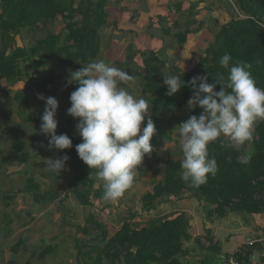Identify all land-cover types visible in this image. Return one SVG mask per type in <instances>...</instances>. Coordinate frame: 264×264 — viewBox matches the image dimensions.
I'll return each mask as SVG.
<instances>
[{"label": "trees", "instance_id": "1", "mask_svg": "<svg viewBox=\"0 0 264 264\" xmlns=\"http://www.w3.org/2000/svg\"><path fill=\"white\" fill-rule=\"evenodd\" d=\"M233 1V5L229 2L227 4L234 17L212 34L211 42L203 48V55L180 76L185 86L177 93L168 95L164 82L159 84L154 81L149 85L148 92L151 96L146 101L151 105L150 115L156 128L151 141L159 135L169 137L165 124L182 123L193 115H200L202 109L199 106L192 109L187 106V101L193 96L189 82L194 77L206 75L208 83H216L215 80H219L222 75V83L226 85L228 72L219 63L225 54L232 57L233 63L242 61L250 64L257 86L264 88V0ZM74 3L75 0H0V83L12 85L23 81L37 92L51 94L48 92L49 88L61 78L65 70L72 71L77 64L86 66L97 58L100 51L98 33L107 25L109 17L106 0H79L76 7ZM180 5L179 2L178 9L176 8L178 12ZM191 10L193 6L186 14L180 13L179 19L173 23L175 33L171 36L176 39L179 48L192 33L190 25L196 23L193 18L197 13ZM57 18L66 22L65 33H46L44 38L37 39L28 48L16 46L15 37L21 31L36 32L40 30V25L46 31V26L54 23ZM147 55L143 65L148 74L146 78H149V67L158 60L154 52ZM160 63L164 67L165 63ZM175 65L174 68L179 70L181 64ZM44 67L46 70L41 73ZM77 87L74 83V88ZM222 87L217 83L214 91H220ZM2 89L0 84V91ZM16 98L21 99L25 109L28 108L22 92ZM179 112L186 118L181 119ZM9 114L6 112L7 117ZM34 120L40 122V119ZM73 121V117H68L58 123L56 134H67L73 145L70 149L58 152L69 157L65 166L72 171V194L82 207H93L96 201L101 200L103 187L97 181L94 170L89 169L78 157L75 148L83 141L77 129H74ZM221 140L223 144L218 140L208 145L209 155L216 159L218 171L209 177L206 184L199 188L191 187L180 178L183 157L168 159L163 166L162 180L155 183L152 191L142 197L143 209L150 211L156 206L181 200L187 194L189 198L203 202L208 208L207 222H211L213 218L222 219L228 212L264 218V121L257 123L254 140L246 151L228 147L227 138ZM24 147L20 140L12 143V157L21 165L28 160ZM245 155H250L248 164L240 162ZM6 161L7 159H3L2 162ZM96 184L98 187L93 189ZM27 186L36 188L31 178L27 180ZM52 197L56 198L54 195ZM48 199L49 197L46 198ZM190 227V220L184 212H173L143 227L132 222V219L125 220L119 230L109 236L104 224L89 217L81 232L83 236L94 234L90 239L93 245L88 246L86 240H83L80 244L75 243V249L78 255H85L81 249H86L87 253L94 252L95 264H101L103 260L110 264H184L183 260L198 250L206 249L211 254L209 257L221 253V249H217L212 242L208 229L205 232L209 243L207 248L202 247L200 237L194 240L199 246L197 252L184 248V244L192 239ZM52 250L53 248L48 247L40 254L39 259H43ZM253 251L259 252V258L264 264L262 244L249 248L245 256H240L239 259L248 261ZM207 261L208 257H205L201 264H207Z\"/></svg>", "mask_w": 264, "mask_h": 264}, {"label": "rangeland", "instance_id": "2", "mask_svg": "<svg viewBox=\"0 0 264 264\" xmlns=\"http://www.w3.org/2000/svg\"><path fill=\"white\" fill-rule=\"evenodd\" d=\"M91 1L97 2L98 0ZM137 1L138 4L135 5ZM145 1L149 3L154 1L156 5L154 9H158L157 13L160 14L158 17L153 16L154 13L151 14L152 17L148 15L150 17L148 23L140 20L141 8L139 6L144 5V0H127L124 6L119 4L120 0H106V9H111V11H109L107 25L98 33L101 51L94 61L104 60L132 75L134 81L125 87L133 96L143 97L146 100L151 96L148 92L149 85L154 81L159 84L164 81L162 72H167V69L162 67L160 62H169L172 65V74L182 76L186 68L195 64L203 55V48L211 42L212 34L222 24L216 19L217 22L214 20L211 22L210 17L215 16L219 8H223L228 17L230 11L226 1L192 0L196 3L195 9L197 7V10L207 13H205V18L199 16L193 18L196 23L190 25L189 29L192 33L189 35L197 37L203 33L208 23L210 27H207L204 33V41L200 36L196 39L197 49L191 51L190 54L187 53L185 63L180 66L179 70H176L175 63L180 64L182 57L167 55L166 51H174L177 45L176 39L171 36L175 30L172 29L175 28L173 23L179 19L181 14L188 12L190 0H173L171 4L167 0ZM78 2L79 0H75L74 7ZM179 2L181 3L180 12L176 10ZM167 4L169 5L166 11ZM207 8L209 10H206ZM174 15H176L175 21H173ZM223 17L222 19L226 20L225 16ZM233 17L232 13L229 18ZM198 20H202V23L200 24ZM139 23L141 25L137 26ZM65 24V21L57 18L54 23L46 26V31L41 25L40 30L36 32L23 30L15 37L16 46L28 48L37 39L44 38L46 33H65L67 31ZM145 29L149 30L148 34L141 32ZM119 44L121 45L118 47ZM192 47L189 50H192ZM150 52L155 53L158 62L149 67L150 77L146 78L148 74L144 71L143 60ZM82 67L77 64L74 70H65L61 78L49 88L48 92L51 94L37 92L32 86H26L23 81L12 85L0 83L3 88L0 91V264H95L96 254L94 252L87 253L86 249H81L85 255H78L75 249V243L80 244L83 240H86L88 246L93 245L90 239L94 234L83 236L81 232L89 217H94L97 222L104 224L108 235L112 236L125 220L132 219V222L143 227L165 214L184 212L190 220V225L194 222L189 233L193 235L192 229L196 228L195 236L201 235L202 232V238H206L207 229L204 221L207 222L208 208L203 202L191 199L185 194L181 200L156 206L150 211H145L142 206V197L152 191L155 183L162 180L164 163L171 158L177 160L183 157L178 135L180 122L164 125L169 137L159 135L154 141H150L153 152L144 157L134 184L116 203L105 202L101 199L96 201L93 207H82L70 190L72 171L68 166H65V170L56 178L44 171V160L59 158L62 153L54 148L49 149L48 140L50 138L39 132L45 103L37 96L42 94L45 98L54 97L58 101L55 117L58 123L71 117L67 114V109L71 106L69 97L75 88L74 82L69 83L68 81L70 73ZM45 70V67L42 68L41 73ZM19 92H22L27 100V109L22 106L21 99L16 98ZM6 112L10 113L9 117L6 116ZM179 115L181 119L186 118L182 112H179ZM34 118L40 119V122H36ZM77 123L78 120L74 119V129ZM145 125L146 121L142 127ZM15 140H20L25 145L24 151L28 154L25 164L21 165L12 157V143ZM249 147L250 145H246L242 150L246 151ZM3 159L7 161L2 162ZM29 178L32 179L36 188L27 186ZM97 187L98 184L93 189ZM53 195L56 198H53ZM47 197H49L48 200H46ZM257 218L256 215L240 212H228L222 219L213 218L212 223L207 222L212 225V231L208 229L212 242L217 249H221V254L231 253L236 240L230 237H240L241 241L237 244H243L247 237L253 236L251 235L253 231L248 228L251 222L258 220ZM213 233H215L214 237ZM201 241L203 242L202 247L209 246L206 240ZM48 247L53 248L52 252L43 259H39L40 254ZM198 247V244L193 241L184 244V248L195 250V252ZM210 255L206 249L198 250L197 256H189L183 261L184 264H201L199 262L208 257L207 264H220L219 254H212L209 257ZM252 255H254L253 263L260 260L259 253L255 254L253 251ZM101 264L110 263L103 260Z\"/></svg>", "mask_w": 264, "mask_h": 264}, {"label": "clouds", "instance_id": "3", "mask_svg": "<svg viewBox=\"0 0 264 264\" xmlns=\"http://www.w3.org/2000/svg\"><path fill=\"white\" fill-rule=\"evenodd\" d=\"M219 63L228 72V82L226 85L222 83V75L215 80L216 83H208L206 75L194 77L189 82L193 96L187 106L189 109L199 106L202 111L198 117L193 115L178 126L183 154L180 178L193 188L206 184L218 171L216 159L209 155V144L218 140L223 144L221 138L227 137L228 147L243 148L253 142L257 123L264 121V88L257 86L250 71L251 65L242 61L233 63L229 54L223 55ZM164 67L167 72H162L163 82L167 94L173 95L185 85L180 74H172L169 62ZM133 81L132 75L104 60L90 62L71 72L68 81L78 85L70 94L71 106L67 109V114L78 120L76 129L83 141L75 150L82 162L94 170L97 181L102 183L101 199L105 202L116 203L123 197L134 184L144 157L154 150L150 143L156 134L150 115L151 105L127 90L125 85ZM217 83L223 86L220 91H214ZM37 98L45 103L39 132L50 138L49 149L72 148V139L67 134H56L58 101L42 94ZM145 121L146 125L142 127ZM68 159L67 155L45 159L44 171L56 178L65 170ZM240 162L248 164L250 155L242 156ZM261 238L264 239L247 240ZM236 245L233 251L238 248ZM248 249L242 248V254L236 257L251 264L239 259ZM231 253L218 256L222 258Z\"/></svg>", "mask_w": 264, "mask_h": 264}, {"label": "crops", "instance_id": "4", "mask_svg": "<svg viewBox=\"0 0 264 264\" xmlns=\"http://www.w3.org/2000/svg\"><path fill=\"white\" fill-rule=\"evenodd\" d=\"M127 0H120V4L121 5H123L124 6V4H125V2H126ZM149 1V0H148ZM167 1H170V3L169 4H171V3H173V0H167ZM222 1H226V2H229L231 5H233L234 3V1L233 0H222ZM190 2V3H189ZM188 3H189V8L191 9L192 8V6H193V10H194V12H196L197 13V15L195 16V17H204L205 18V13H207V12H201V11H199V10H197V7H196V9H195V4L196 3H193V1L192 0H190ZM146 3V4H145ZM198 3H199V1H198ZM138 4V1L135 3V5H137ZM169 4H167L166 5V11H167V7H168V5ZM193 4V5H192ZM223 4V3H222ZM192 5V6H191ZM140 8H141V17H140V20L142 21H145L146 23H148V21H149V19H150V17H152V15L151 14H153L154 13V15L153 16H155V17H158L160 14H158L157 13V10L158 9H154L155 7H156V5H155V2L153 1V2H147V1H145L144 0V5L141 7V5L139 6ZM108 11H111V9H107ZM193 10H191V11H193ZM206 10H209V8H207ZM188 12H189V9H188ZM198 12H200L199 14H198ZM212 13H214V12H212ZM217 13V14H216ZM237 13V15H238V12H236ZM163 14V13H162ZM215 16H211L210 17V20H211V22H212V20H214V22L216 21V20H218V21H221L222 22V24H221V26H219V28L220 27H222L223 25H225L226 23H228L229 21H230V15H231V13H228V15H229V17L225 14V12H224V9L223 8H219V9H217L216 10V12H215ZM148 15H150V17L148 16ZM223 16H225V18H226V20L225 19H222V18H224ZM176 15H174V20L173 21H175L176 20ZM194 17V18H195ZM201 19V18H200ZM216 19V20H215ZM225 20V21H224ZM198 22H202V20H198ZM208 22H209V20H208ZM217 22V21H216ZM213 25H214V23H212ZM141 25V23H139L137 26H140ZM147 25V24H146ZM144 27V26H143ZM207 27H210V25H209V23L207 24ZM207 27L206 28H204V30H203V33H201L200 35H198L197 37H194V36H192V35H188V38H187V40H186V42H185V44L182 46V47H177V45L174 47L173 45V47H174V51H169V50H167L166 51V54L168 55H170V56H174V57H182V60L180 61V64L182 65V64H184L185 62V57H186V54L187 53H189L190 54V52L191 51H194V49H197V43H196V39L200 36V38L201 39H203V41H204V33L207 31ZM218 28V29H219ZM141 31V30H140ZM148 29H145L144 31L142 30L141 32L143 33V32H146L145 34H148ZM175 33V31L173 30V34ZM144 34V33H143ZM146 38H144V40H145ZM200 39V40H201ZM200 40H199V42H200ZM121 44H119L118 45V47L120 46ZM123 46V45H122ZM193 46V47H192ZM190 47H192L191 49L192 50H189V48ZM196 51V50H195ZM173 54H175V55H173ZM178 61V60H177ZM176 66V65H175ZM258 218V220L257 221H255V222H251L250 224H249V226H250V228H248L250 231H253L252 232V234L251 235H253L252 237H247V239H254V238H258V237H264V230H262L263 228H264V218L263 217H261V216H257ZM212 222V221H211ZM204 224H205V227H206V229H209V230H211L212 231V225H210V224H208L207 222H205L204 221ZM192 225V227L194 226V222H193V224H191ZM247 231V230H246ZM196 232H197V229L196 228H194V229H192V233H193V235L191 234V236H192V239H191V241H193V242H195L194 240H196L195 238H197V237H200L201 238V240H202V236H203V233L201 232V235H199V236H195L196 235ZM215 236V233H213V237ZM232 240H236V243L235 244H237V242L238 241H241V239H240V237H238V238H236V237H230ZM246 239V240H247ZM190 241V242H191ZM242 244H237L236 245V248L237 247H240ZM259 253V252H258ZM256 254V253H255ZM194 255L195 256H197V253H192V256L194 257ZM221 256V255H220ZM220 256H218V259H219V257ZM252 260H254V255H252L251 256V258H249V262L251 263V264H263V262L261 261V260H259V261H257L256 263H253L252 262ZM199 263H201V261L199 262Z\"/></svg>", "mask_w": 264, "mask_h": 264}, {"label": "built area", "instance_id": "5", "mask_svg": "<svg viewBox=\"0 0 264 264\" xmlns=\"http://www.w3.org/2000/svg\"><path fill=\"white\" fill-rule=\"evenodd\" d=\"M258 243H264V239L261 238V239H258V240H247L245 242V244L243 246H241L242 248H251L253 247L254 245L258 244ZM241 247H238L237 249H235L231 254H229L228 256H223L221 258V264H232V261H235V264H248L244 261H239L237 259L236 256L242 254V248Z\"/></svg>", "mask_w": 264, "mask_h": 264}]
</instances>
